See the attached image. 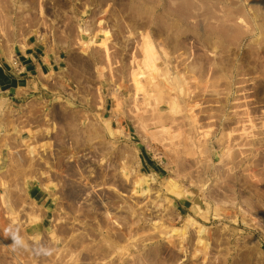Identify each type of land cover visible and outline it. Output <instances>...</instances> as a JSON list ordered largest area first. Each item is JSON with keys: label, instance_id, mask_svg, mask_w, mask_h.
Listing matches in <instances>:
<instances>
[{"label": "rangeland", "instance_id": "obj_1", "mask_svg": "<svg viewBox=\"0 0 264 264\" xmlns=\"http://www.w3.org/2000/svg\"><path fill=\"white\" fill-rule=\"evenodd\" d=\"M31 37L58 67L0 87V264H264V0H0V67Z\"/></svg>", "mask_w": 264, "mask_h": 264}, {"label": "crops", "instance_id": "obj_2", "mask_svg": "<svg viewBox=\"0 0 264 264\" xmlns=\"http://www.w3.org/2000/svg\"><path fill=\"white\" fill-rule=\"evenodd\" d=\"M58 67L55 58L38 37L29 38L15 60L0 67V87L9 94L25 89L34 77L49 75ZM36 196L39 193L33 191Z\"/></svg>", "mask_w": 264, "mask_h": 264}, {"label": "clouds", "instance_id": "obj_3", "mask_svg": "<svg viewBox=\"0 0 264 264\" xmlns=\"http://www.w3.org/2000/svg\"><path fill=\"white\" fill-rule=\"evenodd\" d=\"M4 235L6 237H10L13 241L12 245L10 246L13 251H16L20 248H27L28 245L26 244L23 237L20 235L19 230L15 228L14 226L10 225L9 227L4 229ZM52 249L40 246L36 249L37 255H43V256H51L52 255Z\"/></svg>", "mask_w": 264, "mask_h": 264}, {"label": "bare ground", "instance_id": "obj_4", "mask_svg": "<svg viewBox=\"0 0 264 264\" xmlns=\"http://www.w3.org/2000/svg\"><path fill=\"white\" fill-rule=\"evenodd\" d=\"M19 21V20H18ZM21 21V20H20ZM18 25V24H17ZM2 220V219H1ZM2 224H3V222H2Z\"/></svg>", "mask_w": 264, "mask_h": 264}]
</instances>
